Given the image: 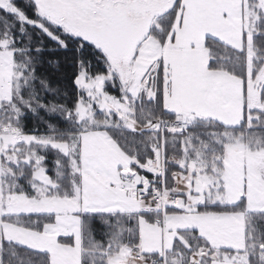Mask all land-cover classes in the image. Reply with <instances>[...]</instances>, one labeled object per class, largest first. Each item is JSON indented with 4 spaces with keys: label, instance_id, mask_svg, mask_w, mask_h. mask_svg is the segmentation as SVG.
<instances>
[{
    "label": "snow or ice",
    "instance_id": "snow-or-ice-1",
    "mask_svg": "<svg viewBox=\"0 0 264 264\" xmlns=\"http://www.w3.org/2000/svg\"><path fill=\"white\" fill-rule=\"evenodd\" d=\"M0 264H264V0H0Z\"/></svg>",
    "mask_w": 264,
    "mask_h": 264
},
{
    "label": "rangeland",
    "instance_id": "rangeland-1",
    "mask_svg": "<svg viewBox=\"0 0 264 264\" xmlns=\"http://www.w3.org/2000/svg\"><path fill=\"white\" fill-rule=\"evenodd\" d=\"M108 90L111 94L118 93L116 89L112 88L111 86L108 87ZM115 95V94H114Z\"/></svg>",
    "mask_w": 264,
    "mask_h": 264
},
{
    "label": "trees",
    "instance_id": "trees-1",
    "mask_svg": "<svg viewBox=\"0 0 264 264\" xmlns=\"http://www.w3.org/2000/svg\"><path fill=\"white\" fill-rule=\"evenodd\" d=\"M115 95L118 94V93H114ZM28 127L31 128L32 127V122L29 121V124H28Z\"/></svg>",
    "mask_w": 264,
    "mask_h": 264
}]
</instances>
